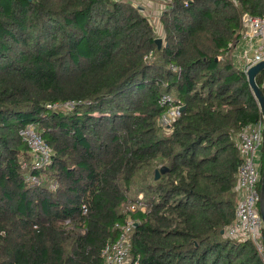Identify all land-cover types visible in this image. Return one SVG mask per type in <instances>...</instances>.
Returning <instances> with one entry per match:
<instances>
[{
    "label": "trees",
    "instance_id": "obj_1",
    "mask_svg": "<svg viewBox=\"0 0 264 264\" xmlns=\"http://www.w3.org/2000/svg\"><path fill=\"white\" fill-rule=\"evenodd\" d=\"M166 2L157 49L129 3L0 0V264H104L128 218L132 262L264 264L225 235L236 140L263 118L229 45L264 0ZM26 126L51 148L41 166Z\"/></svg>",
    "mask_w": 264,
    "mask_h": 264
},
{
    "label": "built area",
    "instance_id": "obj_2",
    "mask_svg": "<svg viewBox=\"0 0 264 264\" xmlns=\"http://www.w3.org/2000/svg\"><path fill=\"white\" fill-rule=\"evenodd\" d=\"M111 1L129 3L139 9L141 13H144V16L155 29L159 25L160 20L158 13L163 12L167 4L166 0ZM142 2L145 4L148 2L154 7L147 10L145 6H140L139 3ZM243 27L244 31L238 43L240 52L237 57L240 63L238 69L246 75L251 67L264 60V19L260 17H251L245 14L243 16ZM260 88L264 93V76L262 77ZM166 98V96H162L160 103L170 101L169 97L168 99ZM72 104L71 102L64 103L63 105L54 103L47 107L52 109L58 107L69 109ZM170 108L174 109L175 116L177 117L180 113V106H170ZM166 113L164 115H166ZM162 117L160 118V122L161 119L163 120ZM174 118H172L170 122ZM18 134L27 144L31 153L34 154L36 166H41L50 160L52 154L51 148L31 126L20 129ZM263 145L264 118L255 124L246 126L236 140V146L241 159L237 169L234 187V191L237 195V204L234 210V221L226 229L225 235L238 243L250 241L264 261V243L262 242L263 223L258 210L260 193L258 185L261 180L260 161ZM51 187L54 188L55 185H51ZM83 210V212H85V209ZM65 223H69V221ZM134 226L135 223L130 218L125 221V224L116 226L120 231L118 238L113 242L106 243L101 250L104 264H138L137 261L132 262L129 257V238Z\"/></svg>",
    "mask_w": 264,
    "mask_h": 264
},
{
    "label": "water",
    "instance_id": "obj_3",
    "mask_svg": "<svg viewBox=\"0 0 264 264\" xmlns=\"http://www.w3.org/2000/svg\"><path fill=\"white\" fill-rule=\"evenodd\" d=\"M154 43L156 44L157 49H159L161 44V39L156 38L154 40ZM263 71H264V60L257 63L247 71L246 79L249 84L250 90L258 104L259 111L262 117L264 118V93L256 83V76ZM181 110H183V107L180 108V111ZM258 209L263 223V237H264V159H263L262 171H261Z\"/></svg>",
    "mask_w": 264,
    "mask_h": 264
},
{
    "label": "rangeland",
    "instance_id": "obj_4",
    "mask_svg": "<svg viewBox=\"0 0 264 264\" xmlns=\"http://www.w3.org/2000/svg\"><path fill=\"white\" fill-rule=\"evenodd\" d=\"M140 4V6H145V8L148 10V9H150L151 7L153 8L154 6L153 5H151L150 3H139ZM160 8H161V6H160ZM142 14L144 15V13L142 12ZM159 14V17L161 18L162 16H163V12H159L158 13ZM244 30H243V28H242V32H243ZM154 33H155V36H156V38H159V39H161V44H160V47L162 46V45H164V43H165V31H164V29H163V26H162V23H160L158 26H157V28H156V30L154 31ZM240 42V40L238 41V42H232L230 45H229V47H230V49H229V56L231 57V60H232V62H233V64L235 65V66H237V67H239L240 66V63H239V61H238V54H239V52H240V50H239V43ZM164 96H166L167 98L166 99H168V97H169V95H164ZM66 110H70V109H67L66 108ZM167 115V116H166ZM166 115H164L162 118H163V120L161 119V122H160V120L158 121L159 122V126L160 127H162V130L165 128V126H168L169 125V123H170V120L172 119V118H174V117H176L175 115V112H174V109L173 108H170L169 109V111L166 113ZM168 124V125H167Z\"/></svg>",
    "mask_w": 264,
    "mask_h": 264
}]
</instances>
